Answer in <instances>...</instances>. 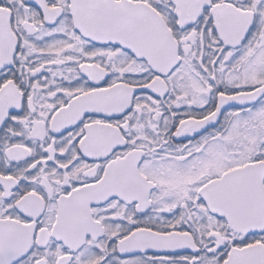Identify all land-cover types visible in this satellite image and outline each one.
<instances>
[{
	"label": "snow or ice",
	"instance_id": "6c2138e0",
	"mask_svg": "<svg viewBox=\"0 0 264 264\" xmlns=\"http://www.w3.org/2000/svg\"><path fill=\"white\" fill-rule=\"evenodd\" d=\"M0 264H264V0H0Z\"/></svg>",
	"mask_w": 264,
	"mask_h": 264
}]
</instances>
